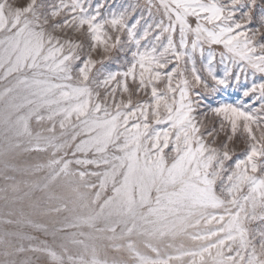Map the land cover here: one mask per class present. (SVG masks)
<instances>
[{
    "label": "snow or ice",
    "instance_id": "1",
    "mask_svg": "<svg viewBox=\"0 0 264 264\" xmlns=\"http://www.w3.org/2000/svg\"><path fill=\"white\" fill-rule=\"evenodd\" d=\"M0 179V264H264V0H0Z\"/></svg>",
    "mask_w": 264,
    "mask_h": 264
},
{
    "label": "rangeland",
    "instance_id": "2",
    "mask_svg": "<svg viewBox=\"0 0 264 264\" xmlns=\"http://www.w3.org/2000/svg\"><path fill=\"white\" fill-rule=\"evenodd\" d=\"M111 2V0H110ZM136 2V0H117V4H120V3H134ZM141 3H143V0H141ZM3 181L2 179H0V184H2ZM43 239V238H42ZM48 242H49V246H52V247H55V242H53L51 240V237L48 238ZM102 256H104L105 258L109 259V260H112V259H123V257L118 254V253H113L111 251L107 252V253H101Z\"/></svg>",
    "mask_w": 264,
    "mask_h": 264
}]
</instances>
